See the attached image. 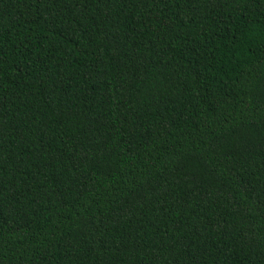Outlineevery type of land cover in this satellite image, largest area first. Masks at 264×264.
Here are the masks:
<instances>
[{"label":"trees","instance_id":"16d2710c","mask_svg":"<svg viewBox=\"0 0 264 264\" xmlns=\"http://www.w3.org/2000/svg\"><path fill=\"white\" fill-rule=\"evenodd\" d=\"M0 264H264V0H0Z\"/></svg>","mask_w":264,"mask_h":264}]
</instances>
